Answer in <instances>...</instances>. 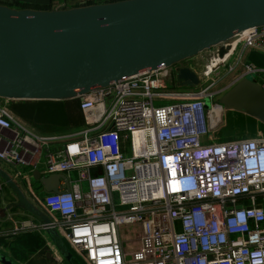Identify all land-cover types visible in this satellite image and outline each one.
<instances>
[{
    "label": "built area",
    "instance_id": "1",
    "mask_svg": "<svg viewBox=\"0 0 264 264\" xmlns=\"http://www.w3.org/2000/svg\"><path fill=\"white\" fill-rule=\"evenodd\" d=\"M239 46L264 52V25L209 48L200 75ZM172 66L74 95L85 127L59 149L48 146L65 138L31 134L7 110L17 100L0 98V162L40 165L44 177L75 172L67 189L33 199L84 264H264V138L211 142L224 111L214 81L154 107L152 92L172 88ZM243 72L262 73L249 64Z\"/></svg>",
    "mask_w": 264,
    "mask_h": 264
},
{
    "label": "water",
    "instance_id": "2",
    "mask_svg": "<svg viewBox=\"0 0 264 264\" xmlns=\"http://www.w3.org/2000/svg\"><path fill=\"white\" fill-rule=\"evenodd\" d=\"M261 25L264 0H126L60 11L0 7V98L67 100L92 87L175 65ZM224 53L220 49L218 56ZM176 74L179 86H197L189 69ZM217 103L264 126V91L254 81L236 82ZM33 174L43 193H57L59 181L67 189L61 175ZM13 193L16 207L44 227L60 256L79 264L48 227L49 219L14 186ZM0 264L12 263L0 256Z\"/></svg>",
    "mask_w": 264,
    "mask_h": 264
},
{
    "label": "crops",
    "instance_id": "3",
    "mask_svg": "<svg viewBox=\"0 0 264 264\" xmlns=\"http://www.w3.org/2000/svg\"><path fill=\"white\" fill-rule=\"evenodd\" d=\"M126 0H0V7H4L13 11L28 10V11H60L75 8L76 5L86 3L83 6H91L96 4H108ZM93 3V4H89ZM88 4V5H87ZM81 7V6H79ZM249 64L259 69L264 74V52L256 49L237 47L232 56L229 57L223 67H219L215 73L219 72L220 75L214 80V88L221 84L222 81H226L227 85H222L219 90L227 91L236 82L247 79L246 75L243 76V66ZM228 66H234V70L230 73H226ZM254 81L261 88L264 85V75L260 81L248 79ZM178 84V82H177ZM172 87V86H171ZM264 91V89L262 88ZM196 91L180 90L176 91L177 94L189 93L193 94ZM221 92L220 96L223 94ZM219 96V97H220ZM218 97V99H219ZM13 103V105H11ZM7 106V110L11 113L13 118L28 132L37 137H56L65 138L59 140L57 143L49 145V149H59L67 137L75 136L79 133L77 129L85 127V117L83 113L78 109V103L75 100H17L11 102ZM42 104L62 105L63 110L58 112L60 120L54 121L53 117H50L46 110L42 107ZM67 123L68 127L65 130L70 129L63 134L55 133L56 127L62 123V118ZM261 127L262 124L256 120L235 112L232 110H224L221 118L220 125L211 136V142H224L218 139L230 138L235 134L245 136L243 140L264 138ZM60 128V127H58ZM43 133V134H37ZM231 141V140H229ZM233 141V140H232ZM43 156V155H42ZM41 161L43 160L40 157ZM8 171L0 166V183L2 189L0 191V256L5 258L12 264H68L57 252L52 241L48 237L47 233L43 229L39 228L38 221L28 212L23 211L21 208L16 207L18 201L13 193V186L22 194L25 201L31 206V201L36 205L32 206L36 210L40 211L45 217L43 209L34 201L35 193L33 192L31 185L33 182L38 183V189H40V182L34 179V172H38V178H44L42 174V167L35 166L34 168L27 166V174L22 175L20 178L13 175V167L7 166L0 162ZM69 185L76 180L75 172L61 175ZM7 178L9 184L4 180ZM19 179V180H17ZM60 186L64 187L63 181H59ZM81 187L84 189V183H81ZM43 192V191H40ZM31 215V216H29ZM27 225V228L20 229V226ZM17 227V231L13 232V229ZM61 243L65 246L71 256L79 263L84 262L73 252L69 247L61 234L56 231Z\"/></svg>",
    "mask_w": 264,
    "mask_h": 264
},
{
    "label": "rangeland",
    "instance_id": "4",
    "mask_svg": "<svg viewBox=\"0 0 264 264\" xmlns=\"http://www.w3.org/2000/svg\"><path fill=\"white\" fill-rule=\"evenodd\" d=\"M59 1H62V0H59ZM211 50H207V51H203L201 53H199L198 55L192 57V58H189V59H186L184 61H181L179 63H176L175 65H178L180 63H190L191 64V69L195 72H197L198 75V78L200 79V81H203L204 83L199 87V90L202 89L203 87L207 86L209 83L213 82L216 78H218L220 75L219 72H217L216 74H211L210 77L208 78H203L200 73H201V68L203 66V64H205L206 60L208 59V55L210 53ZM174 66V65H173ZM172 66V67H173ZM257 69V68H256ZM259 70V69H258ZM175 73H176V70H175ZM263 73H253V74H248L246 75V78L247 79H253L255 81H260L261 78H263ZM228 83L226 81H222L221 84H219L218 86H216V90H219L220 87H222V85H227ZM183 90V89H181ZM177 90L171 88V89H168V90H156V91H153L152 94L155 96L154 99L152 100V105L154 107H158V106H164V105H168V104H172V103H175V102H178V100H181V101H186L184 99H176V98H172V97H168L170 95H173L176 93ZM180 91V90H178ZM220 95H218L217 97H214V100L216 101L218 99ZM11 105H13V103H11ZM208 105H209V100L208 99H204V105H203V109H207L208 108ZM42 107L46 110V113H48L50 115V117H53V120L54 121H59L60 120V117L58 116V112H60V115H61V112L63 110V106L62 105H53V104H42ZM60 127V128H58ZM56 127L55 129V133H58V134H63V133H66L68 132L70 129L68 130H65V128L68 127L67 123L64 121V116L62 118V123ZM262 130V133H263V136H264V128L261 127L260 128ZM76 131H82V128L80 129H77ZM37 134H43V133H38L36 132ZM244 138H246L245 136H240V134H235V136L233 137H230V138H225V139H218L219 141H229V140H243ZM205 142H208L207 141V137H203L201 138V143H205ZM0 166L2 168H4L6 171H8L2 164H0ZM37 167H40V166H37ZM15 172H19V174L22 176L24 174H27V167H24V166H17L15 168V170H13V175L15 174ZM19 180V179H17ZM38 183L37 182H33L32 185H31V188L33 190V192L39 196V192L40 191H43L42 190V187H40V189H38ZM41 186V184H40ZM113 201H115L113 199ZM32 204V206H35L36 205L31 201L30 202ZM115 204H116V201H115ZM31 216V215H29ZM124 233V231H122ZM127 234V233H125ZM128 246L130 248H134V240L133 239H128L126 240Z\"/></svg>",
    "mask_w": 264,
    "mask_h": 264
},
{
    "label": "flooded vegetation",
    "instance_id": "5",
    "mask_svg": "<svg viewBox=\"0 0 264 264\" xmlns=\"http://www.w3.org/2000/svg\"><path fill=\"white\" fill-rule=\"evenodd\" d=\"M180 68H185V69H189L190 71L194 72L192 69H191V64L190 63H180L178 65H174L172 67V74H171V86L173 89L175 90H186V91H198L199 90V87L204 83L203 81H200V79L198 78V75L196 70H195V75L197 76V79H198V84L196 87L194 88H187V87H184V86H179L177 84L178 80H177V70L180 69ZM202 69V68H201ZM175 70H176V73H175ZM179 83V82H178ZM41 195H43V192H39V196L41 197Z\"/></svg>",
    "mask_w": 264,
    "mask_h": 264
},
{
    "label": "bare ground",
    "instance_id": "6",
    "mask_svg": "<svg viewBox=\"0 0 264 264\" xmlns=\"http://www.w3.org/2000/svg\"><path fill=\"white\" fill-rule=\"evenodd\" d=\"M220 60H221V58L220 57H215L214 59H213V62H214V64H212L211 65V67L210 68H214V66L216 65V64H218L219 62H220ZM150 195H153V196H155V195H157V189H151V190H149V191H147L146 190V192L144 193V196H150Z\"/></svg>",
    "mask_w": 264,
    "mask_h": 264
},
{
    "label": "trees",
    "instance_id": "7",
    "mask_svg": "<svg viewBox=\"0 0 264 264\" xmlns=\"http://www.w3.org/2000/svg\"><path fill=\"white\" fill-rule=\"evenodd\" d=\"M86 3H83L82 5H85ZM89 4H93V3H90L89 2ZM88 5V4H87ZM77 6V5H76ZM97 174V171L96 170H91V172H90V175L91 176H94V175H96Z\"/></svg>",
    "mask_w": 264,
    "mask_h": 264
}]
</instances>
